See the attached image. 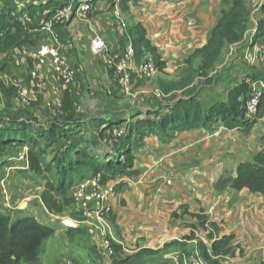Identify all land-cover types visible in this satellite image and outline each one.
<instances>
[{
	"label": "rangeland",
	"instance_id": "1",
	"mask_svg": "<svg viewBox=\"0 0 264 264\" xmlns=\"http://www.w3.org/2000/svg\"><path fill=\"white\" fill-rule=\"evenodd\" d=\"M17 1L18 6L21 7L22 4L26 6L27 3L39 0ZM49 1L52 7H57L65 5L63 3L68 0ZM74 1L73 8L75 9L78 8V4L82 0ZM132 1L134 2L132 7L140 8L142 6V4L138 5L136 0ZM6 9L5 5L0 3V17L6 12ZM96 9L94 15L98 14L100 17L98 24L90 21V23L93 22L92 30H94V25H97L101 30H106L105 34H102L103 39L109 46H114L113 44L119 40L118 28L127 25L129 19L121 12L118 16L113 15L112 7L104 1H99ZM253 17L260 19L264 18V15L257 13ZM108 26L110 27L108 28ZM86 27L87 23L75 16L65 25H58L55 28L60 43L65 44L70 41L73 47L74 36L79 32H84ZM253 28L254 24L249 22L242 41L224 47L214 68L208 72V77L211 78L210 82L199 76L197 72L200 58H197L192 65L186 62L193 50L187 49L183 40L180 46L185 50L181 52L180 56L174 55L170 46L166 48L170 50V54L166 56L168 58L166 62L164 61L165 68L163 71L157 70L155 75L149 79H142L140 74L133 73L132 97L123 95L120 89L111 82H109L108 88L92 91V94L89 95L88 89H91L89 81L85 79L84 72H80L77 66H73L75 70H79L76 72L75 80L76 83L79 82L80 86L79 88L75 86L74 89L80 94L76 98H79L81 108L76 113L73 111L72 117L64 115L61 120L73 118L80 121L79 117L81 119L87 118L89 120L83 121L82 125L94 131L100 127L97 117L112 116L118 112L128 113L133 110L155 109L158 104H166L171 98L181 97L182 93L179 91L171 94L172 96L164 95L160 83L161 81L178 82L188 76L193 77V83L190 87L194 88L196 98L204 106L215 100L225 102L228 90L233 88L235 83L240 82L251 67H260L256 58L250 56V50L255 44L252 35ZM92 37H94L93 33ZM178 39L179 41L173 42V44L178 45L181 38L178 37ZM149 41L151 42V40ZM45 42H48V36L45 31L41 30L37 42L26 45L25 48L27 51L31 48L34 50ZM156 49L163 59L162 53L165 52ZM145 58L146 56L140 57L137 64L145 61ZM28 66L32 67V63L29 62ZM29 83L30 78L25 68L17 66L9 55H0V122H5L10 126L27 123L33 129L47 128L52 122L62 123L61 120L50 118V112L45 109V104L52 102L51 96L47 94L49 88H46V81L39 90H30ZM94 88H96L95 85L92 89ZM24 89L31 91V94H28L31 101L30 106H24L12 98L13 93ZM107 89H109L110 94ZM52 103L61 105L59 100ZM108 129L105 128L106 131ZM108 135L105 134L100 137L102 142L97 148L96 154L102 155V150L106 151L114 145L116 139L111 138V136L108 137ZM263 135L264 119L258 121L249 135H244L236 130H227L219 124H212L209 131L196 130L181 133L167 143H161L155 137L143 138L132 148L134 163L130 171H135L137 174L132 176L116 175L113 180L108 181L109 185L113 186L114 193L110 202L117 201L121 207H128L129 210H132L134 206L132 201L134 199L136 201L139 197L137 202L144 212L153 210L159 215L169 213L170 219L173 220L171 224L182 220L188 222L183 223V225L190 227L193 224L190 223L192 219L188 216H185L186 218L184 216L173 218V211L175 210L176 214L181 215L180 206L187 205L189 212L195 211L196 213L200 210L207 212L209 208L215 207L219 203L218 197L221 192V196L224 197L227 196V193L229 194V201L225 203L224 199L222 203L224 204L222 209H228L229 202L236 200L235 194L227 189L217 190L215 184L218 180L232 176L240 161L252 158L259 148ZM39 144L43 146L44 142L40 141ZM22 151L19 147L8 146L2 154L11 163V166L0 168V213L13 219L18 212H24V214L33 216L41 224L56 230L55 234L43 243L42 253L35 264H63L67 261L72 264H111V258L107 255H101L99 252L101 249L95 244L98 242L99 232H93L88 225L89 223H86L80 216L73 203L65 206L59 215H54L46 210L41 202L45 179L24 170V168L26 169L25 160H18ZM49 151L46 152L47 159L49 158ZM83 172L84 179L92 176L89 171ZM115 187H118L117 191L114 190ZM202 205L203 208L200 207ZM67 220L72 222V228L84 229L86 234L69 236L68 226L65 223ZM194 225L198 226L197 221ZM96 226L99 225L96 224ZM109 228L115 240H121L127 245L126 250L130 254L124 252L125 255L136 253L131 252L135 251L138 244H135L134 248L133 242H130L127 236L123 237L118 229L111 228V222ZM200 229L195 231L198 232ZM135 236L137 240H144V235L130 234L131 238H135ZM115 240H112L111 243L115 244ZM192 252L193 244L185 243L181 246L177 245L165 249L154 256H145L142 259V264H174L172 258L177 253L190 255Z\"/></svg>",
	"mask_w": 264,
	"mask_h": 264
},
{
	"label": "trees",
	"instance_id": "2",
	"mask_svg": "<svg viewBox=\"0 0 264 264\" xmlns=\"http://www.w3.org/2000/svg\"><path fill=\"white\" fill-rule=\"evenodd\" d=\"M96 1H104L112 9L117 6L120 11L125 12L129 10L131 0L85 2L90 5ZM221 1L223 8L206 44L195 49L186 59L192 65L200 58L197 72L207 82L211 80L208 72L214 68L224 47L241 42L247 31L246 0ZM34 2L27 3L26 6L22 4L20 7L17 0H0L7 8L0 17V55L10 57L15 51L35 44L39 39L41 26L36 22V17L55 7L51 6L49 0ZM131 3L134 5L133 1ZM261 13L264 15V0ZM263 37L264 18H260L256 24L253 42L256 43ZM122 40L131 44L137 63L140 57L148 56L145 61H152L158 71L164 70L165 62L147 38V32L141 24L124 27ZM192 83V76L178 82L161 81L164 95L179 91L182 93L181 97H170L168 103L158 104L155 109L133 110L98 119L100 126L123 129L122 135L113 146L107 147L108 150L104 151L100 147L102 155L96 154L102 142L100 136L96 132H89L82 123L75 122L72 118L62 123L52 122L47 128L37 129L30 128L27 123L10 126L0 122V168L11 166L2 155L8 146L27 148L24 170L45 179L41 202L48 212L59 215L65 206L73 203L69 193L77 182L85 178L83 171H89L92 175L99 174L102 184L113 180L116 175H136L135 171H130L134 163L132 148L143 138L155 137L159 142L167 143L184 132L209 131L212 124L249 135L258 121L264 119V88L258 98L255 113L251 117H247L246 113V103L252 91L250 85L264 84L263 68L251 67L244 78L228 90L225 102L215 100L204 106L196 98L194 88L190 87ZM61 107L65 115L72 117L73 99L68 92L64 93ZM61 140L64 142L61 143ZM40 141L44 142L43 146L39 144ZM47 150H50L48 159ZM215 187L217 190L227 189L233 193L245 189L264 197V135L254 156L240 161L234 175L218 180ZM114 190L117 191L118 187ZM180 209L181 215L172 213V217L188 216L197 221L198 226L192 224L190 227L192 230L201 228L205 232V242L191 232L180 241L172 240L156 250L142 248L132 255H125L122 246L111 243V264H142L145 256H154L170 247L192 241L196 242L195 251L206 264H223L226 259L233 258L237 250L239 254L242 253L240 246L235 243V237L221 235L218 224L211 221L202 210L189 212L187 205H181ZM109 221L114 223V215H110ZM55 232L54 228L41 224L24 212H18L13 219L0 213V264H35L42 253L43 243ZM67 232L69 236L86 234L81 228H67Z\"/></svg>",
	"mask_w": 264,
	"mask_h": 264
},
{
	"label": "crops",
	"instance_id": "3",
	"mask_svg": "<svg viewBox=\"0 0 264 264\" xmlns=\"http://www.w3.org/2000/svg\"><path fill=\"white\" fill-rule=\"evenodd\" d=\"M85 1L91 0H82L81 2ZM131 1V9L128 11L122 12L119 8L118 10L115 8L112 9L113 15L118 16L121 12L129 19L127 25L117 30L119 33V40L116 44H113L114 53L117 54L123 51L127 43L126 40L121 41L124 27L139 23L146 30L147 37L151 40L152 45L165 52L162 53V60L165 62L168 58L166 56L170 54V50H172L171 52L176 56H180L181 52H184L185 48H181L180 46L182 40L189 50L194 51L195 49L203 47L207 42L211 29L215 26L219 18L221 8H223L221 0H136L138 5L142 4L140 8L132 7ZM69 2L70 0L63 4ZM98 2L99 1L90 5L88 4L90 10L85 13H79L76 16L86 22L87 27L84 32H79L74 36L73 47L70 41L63 44L65 47V56L69 64L74 67L77 66L80 72H84L86 76L85 79L89 81L91 86V89H88L89 95L92 94V91L95 92V90H100L101 88H108L109 82L113 83L116 85L115 87L118 88L113 75L105 67L106 57L92 56L89 52V46L93 39L92 33L93 36L97 34L104 38L102 34L106 32V30L99 29L97 25H94V30H92L93 22L90 23V21H94V23L97 24L99 22L98 18L100 15H94L97 10ZM109 27L110 26H108V28ZM53 32H56L55 27L53 28ZM178 37L181 38L179 44H173V42L179 41ZM168 46L171 47L170 50L166 49ZM71 47L73 48L72 50ZM30 50H33V48ZM30 50L27 51L25 46L21 48V51L24 52H29ZM70 50L71 52H69ZM147 57L148 56H146L145 60L148 59ZM45 74L46 88H49L47 94L51 96V101L55 102L59 100L62 105L64 93L68 92L73 99V108L76 113L81 108L79 98H76L80 94L74 89L75 86L79 88V82H77L74 87H65L61 85L49 71H46ZM94 85L96 88L92 89ZM107 92L110 94L109 89H107ZM53 105L55 109L53 113L50 112L49 117L54 120H61L65 115L61 105H55L54 103ZM118 114L119 112L115 115ZM107 117L108 115L97 117V121L100 118ZM79 119L80 121L72 118L73 121L80 123L89 120L87 118L81 119V117H79ZM102 127L101 125L94 131L91 130V128H88V130L89 132H96L100 137L105 134L108 135V131ZM108 137L110 136L108 135ZM234 171L232 176L234 175ZM221 193L219 194L218 192L220 195L218 197L220 200L219 203H217L215 207L209 208V211L204 213L211 221L218 224L221 235H233L235 237V243L240 246L242 251V253L239 254V250H237L235 256L226 259L223 264H264V197L244 189L234 193L236 200L229 205L228 209H222L224 207V204H222L224 202L223 200L225 199V203L229 201V194L227 193V196L224 197L221 196ZM137 200H131L134 205L132 210H129L128 207H121L117 201L110 202L115 217L114 223H111V228L114 227L118 229L121 236H127L130 242H133L134 248L136 246L135 244H138L135 251L131 253L137 252L142 248L159 249L165 243L172 240L180 241L182 237L190 235L191 232L194 233L196 238L198 237L205 242V234L201 229L196 232L190 227L183 225V223L188 222L182 220L177 221L175 224H171L173 220L170 219L169 213L166 215H159L153 210L144 212ZM200 207L203 208V205ZM173 212L176 213L175 210ZM190 223L196 224V221L191 220ZM132 233L144 235V240H137L136 236L135 238L132 237V239L130 237ZM113 240H115L114 237ZM97 241L98 242H95V244L99 247L101 243L99 237ZM115 244L122 246L123 251L130 254V252L126 250L127 245H125L124 242L115 240ZM187 244H193V251L195 250V241L187 242Z\"/></svg>",
	"mask_w": 264,
	"mask_h": 264
},
{
	"label": "built area",
	"instance_id": "4",
	"mask_svg": "<svg viewBox=\"0 0 264 264\" xmlns=\"http://www.w3.org/2000/svg\"><path fill=\"white\" fill-rule=\"evenodd\" d=\"M263 0H246V10L248 12V23L252 22L254 28L252 35L255 33V28L258 19L253 16L261 13ZM74 0H70L65 5H59L55 8L48 9L36 17V22L41 26V30L45 31L48 36V42L38 46L34 50L24 52L17 50L10 56L17 66L25 68L30 78V90H39L43 87L46 81V71H49L56 80L65 87H74L76 84L75 76L78 69L75 70L71 66L65 56V47L60 43L58 34L53 32V28L58 25H65L72 17L79 13H85L90 10L85 2L78 4V8H73ZM118 10V7H114ZM89 52L92 56H105V67L113 75L114 80L123 95L132 97L131 81L133 73L140 74V78L149 79L155 75L156 69L152 61L147 60L140 64L135 61V53L131 44L127 41L124 50L120 53H114L113 46L109 44L100 35L95 34L90 46ZM250 56H254L260 63V67L264 69V37L258 40L250 50ZM32 63V67L28 63ZM251 93L246 103L247 117H251L255 113L258 98L261 90L264 88L263 83H254L250 85ZM24 89L13 93L12 98L19 101L24 106H30L31 101L28 94L31 91ZM45 109L52 112L55 106L52 102L45 104ZM103 129L106 127L103 126ZM121 128L111 127L108 129V134L111 138L118 139L122 135ZM61 143L64 141L61 140ZM23 151L18 160L26 161L27 148H21ZM10 170V169H8ZM113 186L101 183L99 174L92 175L90 178L82 179L77 182L70 190V198L73 201L80 216L89 223L88 225L93 232H99L101 255L111 257L113 251L111 249V241L113 237L109 228V217L111 215L110 198L113 195ZM98 224L99 226H96ZM95 225V226H94ZM174 264H206L199 256L197 251H193L190 255L177 253L172 258ZM63 264H72L64 262Z\"/></svg>",
	"mask_w": 264,
	"mask_h": 264
},
{
	"label": "water",
	"instance_id": "5",
	"mask_svg": "<svg viewBox=\"0 0 264 264\" xmlns=\"http://www.w3.org/2000/svg\"><path fill=\"white\" fill-rule=\"evenodd\" d=\"M68 228H72V222L70 220L65 221Z\"/></svg>",
	"mask_w": 264,
	"mask_h": 264
}]
</instances>
